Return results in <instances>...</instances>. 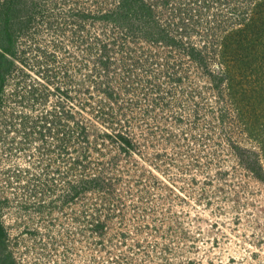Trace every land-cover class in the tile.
Instances as JSON below:
<instances>
[{
	"label": "rangeland",
	"instance_id": "obj_1",
	"mask_svg": "<svg viewBox=\"0 0 264 264\" xmlns=\"http://www.w3.org/2000/svg\"><path fill=\"white\" fill-rule=\"evenodd\" d=\"M141 1L174 42L118 0H23L0 34V262L264 264V181L236 148L264 168L257 0Z\"/></svg>",
	"mask_w": 264,
	"mask_h": 264
},
{
	"label": "trees",
	"instance_id": "obj_2",
	"mask_svg": "<svg viewBox=\"0 0 264 264\" xmlns=\"http://www.w3.org/2000/svg\"><path fill=\"white\" fill-rule=\"evenodd\" d=\"M23 0H4L1 3V8H0V34H5L8 39V41H10L11 39V25H9V23L11 22L10 20L13 17H18L19 15H17L16 11H17V3L19 4L20 2H22ZM119 1V8H121L122 10L120 12L116 13V18L115 19H119L122 23H127V25L129 26V28L131 29V27L134 28H141L140 32L142 31V34L145 35L147 38H149L151 41L155 42L158 40H163V41H175L174 38H172L171 36L168 35V33L166 32L165 28L161 27L156 20L153 18L150 8L141 1V0H118ZM23 6V4H22ZM20 6V7H22ZM23 8V7H22ZM132 9H134L135 11L137 10L138 13H132L129 15V11H131ZM251 11L254 14H259L260 16V24H258V31H261L264 28V0H257L255 1V3L253 4V6H251ZM139 13H141L142 15H139ZM113 14V13H111ZM110 16L109 14H106V17ZM138 19L135 20V18ZM254 16V15H253ZM237 17L235 18V21L237 22H243L247 23V17H246V11H242L241 13H237ZM251 21V20H250ZM249 21V22H250ZM254 23H257L256 21H254L253 18V22L252 25ZM254 30H251L250 34L253 32ZM255 31V33L253 35L250 36V40L254 43L256 38H255V34L257 33ZM139 34V31H138ZM3 36V35H2ZM247 38V36L243 37V41L244 39ZM4 39V38H3ZM183 44V43H181ZM184 45V44H183ZM0 49H4V51H0V68L2 67L3 63L6 60V52L10 51L9 46L2 44V42L0 41ZM3 47V48H2ZM201 48H196L194 45H188L187 46V51L188 53H190L191 56L193 57H198L199 60H203L204 56H202L201 54ZM230 51V50H229ZM227 75V74H226ZM211 77L214 81L216 80H222L225 75L223 76L222 74H219V71L215 74H211ZM217 83V82H216ZM110 95L112 96V94L110 93ZM121 140L123 139V142L126 145L130 144V140L122 135H120ZM237 153L240 156L241 160L245 163V165L262 181H264V168L257 156V154L252 150H248V149H244L241 148L240 146H237ZM244 151H249L251 153H247V155L245 156V152ZM1 231V230H0ZM1 237V235H0ZM1 239V238H0ZM1 241V240H0ZM4 260L3 263L0 262V264H15L13 259L8 257L7 255L3 256ZM6 257V258H5Z\"/></svg>",
	"mask_w": 264,
	"mask_h": 264
}]
</instances>
